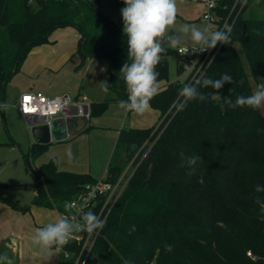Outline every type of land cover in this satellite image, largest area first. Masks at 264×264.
<instances>
[{
  "label": "trees",
  "instance_id": "1",
  "mask_svg": "<svg viewBox=\"0 0 264 264\" xmlns=\"http://www.w3.org/2000/svg\"><path fill=\"white\" fill-rule=\"evenodd\" d=\"M235 2L220 0L218 13L225 15ZM248 3L235 17L231 43L221 47L203 75L214 80L224 73L233 77L232 84L219 90L220 98L209 95L215 89L202 88L208 97L204 102L191 101L177 111L173 102L188 77L166 82L167 54L177 56L178 76L181 57L171 48L163 55L157 71L159 84L166 83L150 102L159 111V127L156 131L157 125L121 128L116 148L121 146L125 156L118 160L115 149L107 179L114 180L146 141L152 146L107 216L85 264L93 256L97 264H264V211L254 203L257 195L264 200V193L254 192L255 185H264V109H232L224 102L225 97L234 102L239 95H251L264 78V35L253 32H264V17L245 16ZM67 26L81 33L77 49L81 63L87 57L108 62L103 81L110 85L109 98L92 102L91 117L127 99L119 72L127 62V38L99 5L90 0H0V102L28 53L49 42L56 28ZM44 145L32 143L27 163ZM195 155L202 159L193 170L186 160ZM32 173L33 205L59 212L98 181L59 169L55 159ZM1 200L21 212L31 209ZM165 245H171L172 251ZM65 248L71 256L62 254L61 262L74 264L80 246L72 243Z\"/></svg>",
  "mask_w": 264,
  "mask_h": 264
},
{
  "label": "rangeland",
  "instance_id": "2",
  "mask_svg": "<svg viewBox=\"0 0 264 264\" xmlns=\"http://www.w3.org/2000/svg\"><path fill=\"white\" fill-rule=\"evenodd\" d=\"M90 1L99 5L106 16L123 28L120 12V9L125 6L123 0ZM205 10L206 6L202 0H177L175 27L179 28L182 23L206 26L202 20ZM244 15L263 18L264 0H249ZM80 36L81 33L75 26L56 28L51 33L49 42L35 46L28 53L20 69L5 87L3 103H9L14 107L0 112V201L10 199L23 207H30L27 213L33 220L35 218L32 206H34L33 200L36 195L33 169L55 159L56 163L59 161L57 166L61 170L101 179L106 174L115 149L119 154L118 160L125 156L121 146L116 148L118 129L147 123V120L139 119L135 113L132 117L128 114L124 118L123 116L114 117L113 110L92 116L90 120L75 117L74 123L80 128L69 133L64 140L51 141L44 145L42 152L27 163L26 156L31 152L34 139L26 119L17 110L19 96L22 93L42 91L50 97L69 95L73 99L85 96L90 102H102L109 98L101 84L108 62L100 57H87L81 63V57L77 53ZM188 45L191 43L189 42ZM167 57L169 69L166 82H173L179 77L177 56L171 52L167 54ZM158 123L159 121L157 125ZM35 215L40 223L38 228L54 223L61 217L58 210L46 208L36 210ZM57 254L60 256V251ZM42 255L40 251L37 252L32 263L38 264ZM14 260L15 264H18L17 259L14 258ZM90 264H97L96 256L91 258Z\"/></svg>",
  "mask_w": 264,
  "mask_h": 264
},
{
  "label": "clouds",
  "instance_id": "3",
  "mask_svg": "<svg viewBox=\"0 0 264 264\" xmlns=\"http://www.w3.org/2000/svg\"><path fill=\"white\" fill-rule=\"evenodd\" d=\"M246 3L247 0H240ZM125 5L120 9L123 28L122 33L127 38V62L119 72L124 80L127 99L119 101V108L125 114L131 112L143 114L151 107V100L159 93V75L157 67L163 55L169 48L179 49L187 54L191 43L195 52H206L215 49L218 44L228 45L232 41L233 25L225 23L222 28L212 29L211 26L189 23H177V0H123ZM208 7H215V0H208ZM257 36L264 35L259 29H253ZM214 61L210 59L208 64ZM251 95H239L235 101L225 97V104L232 109L248 107L253 110L264 109V78H260ZM233 77L224 73L219 79L207 76L198 77L192 83L184 84L177 93L173 102L177 111H183L189 102L199 100L204 102L208 97L201 91L202 88L215 89V94H209L213 99L220 98L219 90L225 83L232 84ZM103 91L107 93L110 85L107 81L101 82ZM14 107L9 103L0 104V110L8 111ZM183 157V153H181ZM71 157V153H69ZM202 157L199 155L188 157L186 164L193 168ZM59 163V161H57ZM184 166V165H181ZM200 183H203L201 177ZM256 194L264 193V185H255ZM254 203L264 211V200L259 195L254 197ZM66 211L73 208V204L66 202ZM104 220L92 211H81L76 216L62 215L56 222L37 228L32 238L34 245L49 250L51 255L62 250L78 233L96 234L104 227ZM167 251H172L171 245H165ZM0 264H15V260L7 252H0ZM127 264V261H125Z\"/></svg>",
  "mask_w": 264,
  "mask_h": 264
},
{
  "label": "built area",
  "instance_id": "4",
  "mask_svg": "<svg viewBox=\"0 0 264 264\" xmlns=\"http://www.w3.org/2000/svg\"><path fill=\"white\" fill-rule=\"evenodd\" d=\"M219 1L220 0H215V7L209 8L208 0H204L206 10L203 13L202 20L206 23V26H211L212 29L222 28L226 22L234 25L235 17L245 4L241 3L238 7L239 0H236L228 12L225 15H221L218 13ZM223 45L224 44H218L215 49L202 53H193L192 51H195V48H193L192 45H186L190 48L187 54L181 52L179 49H175L181 57L180 65L182 73L178 79L182 80L188 77L187 83L190 84L196 78L202 77L211 65L208 64L209 60L216 57ZM2 103L1 101L0 104ZM91 104L92 102L85 96L76 99H73L69 95H56L50 97L42 91H30L24 92L19 96L17 110L26 119L28 127L31 130L34 125L46 124L52 118L59 116L68 109H74V112L71 114L72 116L88 120L91 117ZM158 127L159 124L154 131H156ZM151 146L152 143H150L149 140L146 141L114 180L107 179L105 174L101 179H98L97 182L88 185L86 193L71 201L73 208L70 211L60 212V215L76 216L79 218L81 211H92L105 222L112 208L120 199L132 179L138 164ZM100 231L101 230H98L97 233L93 235L78 233L76 234V238L72 239L66 245L68 246L72 243H76L81 248V253L76 257L74 264H85L86 258L92 251ZM66 246H64L60 252L65 258H69L71 253L65 248ZM248 255L252 256V253L249 251Z\"/></svg>",
  "mask_w": 264,
  "mask_h": 264
},
{
  "label": "crops",
  "instance_id": "5",
  "mask_svg": "<svg viewBox=\"0 0 264 264\" xmlns=\"http://www.w3.org/2000/svg\"><path fill=\"white\" fill-rule=\"evenodd\" d=\"M202 2H204V0H202ZM164 85L165 82L160 83L159 89L163 88ZM105 94L107 95L108 93ZM118 105L119 103H111L107 111L113 110V113L110 112L112 113V116L114 117L123 116L124 118L126 114L122 109L119 108ZM73 112L74 109H68L59 115L70 118V122L68 124V135L69 133L75 132L78 128H80V126H77L74 123L75 117L71 115ZM127 114L129 117H132L134 113L129 112ZM137 115L139 119L141 118L147 120V123L129 125L128 127L125 128H129V127L147 128L153 125H157V122L159 121V111L152 107H150L145 113H143L142 114L143 116H141L140 114ZM105 126L107 127L109 125H105ZM120 129H118V132ZM32 207L35 218L34 220L32 219L29 213L15 210L6 203L0 201V252H7L9 255L13 257V259L14 258L17 259L18 264H34L32 263L33 257L39 251L41 252V255L42 254L43 255L41 256V260L39 261L38 264H57L58 262L61 263V256H62L61 252H60V256L57 253L51 255L49 250L34 245L32 243V238L35 234V230L38 228V225H40V223H38L36 219L35 211L36 210L40 211L43 208H45V207L38 208V206L35 205Z\"/></svg>",
  "mask_w": 264,
  "mask_h": 264
},
{
  "label": "water",
  "instance_id": "6",
  "mask_svg": "<svg viewBox=\"0 0 264 264\" xmlns=\"http://www.w3.org/2000/svg\"><path fill=\"white\" fill-rule=\"evenodd\" d=\"M70 118L56 116L46 124H36L31 128L34 143L48 144L51 141H61L68 137Z\"/></svg>",
  "mask_w": 264,
  "mask_h": 264
}]
</instances>
